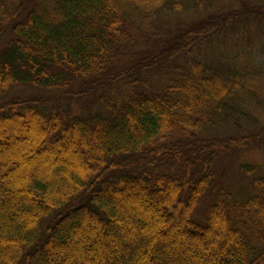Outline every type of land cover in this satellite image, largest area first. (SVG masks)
<instances>
[{
	"label": "trees",
	"instance_id": "trees-1",
	"mask_svg": "<svg viewBox=\"0 0 264 264\" xmlns=\"http://www.w3.org/2000/svg\"><path fill=\"white\" fill-rule=\"evenodd\" d=\"M0 40V264H264V0H0Z\"/></svg>",
	"mask_w": 264,
	"mask_h": 264
},
{
	"label": "rangeland",
	"instance_id": "rangeland-1",
	"mask_svg": "<svg viewBox=\"0 0 264 264\" xmlns=\"http://www.w3.org/2000/svg\"><path fill=\"white\" fill-rule=\"evenodd\" d=\"M1 43V40H0ZM34 143L33 140L28 141V144ZM29 150H26L25 152H28ZM245 160H256L258 162L264 163V152H253V153H249L246 154L244 156Z\"/></svg>",
	"mask_w": 264,
	"mask_h": 264
}]
</instances>
